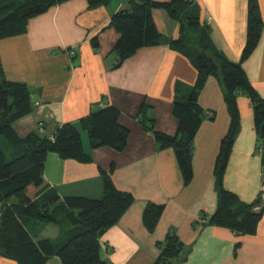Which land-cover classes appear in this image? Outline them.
Returning a JSON list of instances; mask_svg holds the SVG:
<instances>
[{
    "label": "crops",
    "instance_id": "0c3cea01",
    "mask_svg": "<svg viewBox=\"0 0 264 264\" xmlns=\"http://www.w3.org/2000/svg\"><path fill=\"white\" fill-rule=\"evenodd\" d=\"M190 1L199 7L200 18L210 27L215 47L228 60L238 62L245 43L247 0ZM258 3L264 23V0ZM127 7L128 0H110L108 5L93 9L86 0H68L30 19L24 34L0 39L4 78L25 85L32 100V112L14 121L12 130L19 138L32 131L52 138L57 127L65 123L79 126V121L94 110L113 106L119 111L118 122L129 131L122 151L91 149L86 132L80 129L83 150L91 161L78 163L47 153L43 170L47 189L60 198H100L102 172L110 170L115 188L133 196L134 203L99 239L101 257L110 263L153 264L158 255L155 243L173 231L190 248L182 264H264V177L249 100L238 98L240 128L222 185L243 203L258 201L262 217L254 235L236 236L206 223L217 207L214 163L229 125L216 80L208 78L198 97L200 107L213 120L207 117L194 138L193 177L184 186L173 151L158 150L152 132L142 127L139 110L145 104V115L155 120L154 131L174 136V85L190 86L196 79L189 60L162 44L137 50L113 69L116 56L102 58L90 46V38L114 13ZM152 19L165 39L178 37L177 23L164 10H152ZM70 49L75 51L73 58L66 53ZM242 68L264 99V29ZM148 202L164 205L152 234L141 219ZM0 264L16 262L0 256Z\"/></svg>",
    "mask_w": 264,
    "mask_h": 264
},
{
    "label": "trees",
    "instance_id": "16d2710c",
    "mask_svg": "<svg viewBox=\"0 0 264 264\" xmlns=\"http://www.w3.org/2000/svg\"><path fill=\"white\" fill-rule=\"evenodd\" d=\"M68 0H0V39L22 35L27 22L45 13L49 8ZM88 8L106 6L110 0H86ZM162 9L178 25V37L165 39L152 19V10ZM264 29L258 0H247L245 43L238 62L226 58L213 44L210 27L200 18L199 7L190 0L156 3L152 0H128V7L114 13L109 22L93 35L90 46L106 58L116 56L113 69L119 68L141 48L167 44L170 50L189 60L196 71L193 85L176 82L172 101V115L177 122L174 136L154 131L155 120L148 118L142 104L139 110L144 130L152 132L158 150L171 149L183 185L193 177L192 157L194 138L208 117L199 105L198 97L208 78L219 85L229 125L220 141L214 163L217 207L206 220L207 224L230 230L236 236L256 233L262 209L254 211L258 201L247 204L222 185L224 171L232 145L239 132L238 98L246 97L251 105L254 127L258 138L261 172L264 177V99L252 87L242 64L256 48ZM32 112L31 93L23 84L4 78L0 64V136L11 146L8 157L0 148V256L16 264H112L101 257L99 239L114 226L134 203L133 196L115 188L109 173L102 172V195L98 199L81 197L60 198L47 189L44 180V161L47 153L62 160L89 163L84 152L80 129L88 136L91 149L103 147L122 151L129 131L119 124V111L106 106L92 111L79 121V126L65 123L55 129L52 138L32 131L19 138L12 123ZM164 212L163 204L146 203L142 224L149 234L156 229ZM52 224L61 228L55 239L32 236L28 226ZM158 255L153 264H182L190 251L170 231L162 241L155 243ZM239 244L235 245L237 248Z\"/></svg>",
    "mask_w": 264,
    "mask_h": 264
},
{
    "label": "rangeland",
    "instance_id": "374dc122",
    "mask_svg": "<svg viewBox=\"0 0 264 264\" xmlns=\"http://www.w3.org/2000/svg\"><path fill=\"white\" fill-rule=\"evenodd\" d=\"M73 58V57H70ZM0 148L5 154L6 157L9 156L11 151L10 144L6 143L4 139L0 136ZM28 231L32 236H38L39 238H47V239H55L60 234L61 228H58L52 224L46 225V226H39L36 225H30L28 226ZM51 264H59V261L57 259H53L51 261Z\"/></svg>",
    "mask_w": 264,
    "mask_h": 264
},
{
    "label": "built area",
    "instance_id": "2783aa9c",
    "mask_svg": "<svg viewBox=\"0 0 264 264\" xmlns=\"http://www.w3.org/2000/svg\"><path fill=\"white\" fill-rule=\"evenodd\" d=\"M66 53L69 57H74V55H75V51L73 49L68 50ZM261 209L262 208L260 205H257L254 207V211H260Z\"/></svg>",
    "mask_w": 264,
    "mask_h": 264
},
{
    "label": "water",
    "instance_id": "95a60500",
    "mask_svg": "<svg viewBox=\"0 0 264 264\" xmlns=\"http://www.w3.org/2000/svg\"><path fill=\"white\" fill-rule=\"evenodd\" d=\"M261 133H262V135H263V137H264V125H263L262 128H261Z\"/></svg>",
    "mask_w": 264,
    "mask_h": 264
}]
</instances>
